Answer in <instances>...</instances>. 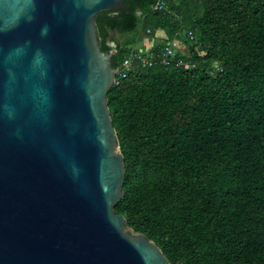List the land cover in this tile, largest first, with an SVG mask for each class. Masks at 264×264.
<instances>
[{"label":"trees","instance_id":"trees-1","mask_svg":"<svg viewBox=\"0 0 264 264\" xmlns=\"http://www.w3.org/2000/svg\"><path fill=\"white\" fill-rule=\"evenodd\" d=\"M155 1L97 17L119 70L108 94L126 170L116 214L172 264H264V0H174L182 24ZM158 31L182 44L171 66L123 73Z\"/></svg>","mask_w":264,"mask_h":264},{"label":"water","instance_id":"water-1","mask_svg":"<svg viewBox=\"0 0 264 264\" xmlns=\"http://www.w3.org/2000/svg\"><path fill=\"white\" fill-rule=\"evenodd\" d=\"M126 1L0 0V264H170L115 211L119 70L97 17Z\"/></svg>","mask_w":264,"mask_h":264},{"label":"built area","instance_id":"built-area-1","mask_svg":"<svg viewBox=\"0 0 264 264\" xmlns=\"http://www.w3.org/2000/svg\"><path fill=\"white\" fill-rule=\"evenodd\" d=\"M173 2L174 0H156L153 6V11L163 13L164 15H166L167 18H170L172 21H176L179 24H182L183 19L170 6L172 5ZM147 35H152V31H147ZM188 36L193 41L194 39L193 33L189 32ZM154 37L156 38V40H162L166 42L168 41V44L164 49V54L163 55L159 54L155 56L154 53H152L156 41L153 38V40H150L149 42L146 43V45L141 51V52L145 51L146 56L139 57V55L135 51H132L129 54V56L125 59L123 63V71H122L123 73L131 72V70L133 69V67H135L137 62H140L142 65L148 67H153V65H155L157 61H160V63L163 65L171 66V62L169 58L176 55L179 50L182 51L181 42L178 40H173L172 42H170L167 39L166 34L162 31H158ZM176 67L182 68L185 71H189L190 69L195 68V65L187 61L179 60L176 64ZM123 76L125 77V74H123ZM118 85H119V81H117V76H116V81L114 83V86H118Z\"/></svg>","mask_w":264,"mask_h":264},{"label":"crops","instance_id":"crops-1","mask_svg":"<svg viewBox=\"0 0 264 264\" xmlns=\"http://www.w3.org/2000/svg\"><path fill=\"white\" fill-rule=\"evenodd\" d=\"M149 41H150L149 39H145V40L143 41V45H142V46L144 47V46L146 45V43L149 42Z\"/></svg>","mask_w":264,"mask_h":264},{"label":"flooded vegetation","instance_id":"flooded-vegetation-1","mask_svg":"<svg viewBox=\"0 0 264 264\" xmlns=\"http://www.w3.org/2000/svg\"><path fill=\"white\" fill-rule=\"evenodd\" d=\"M161 250V249H160ZM162 251V250H161ZM162 253H163V251H162ZM164 254V253H163ZM165 255V254H164ZM166 257V256H165ZM167 258V257H166ZM168 259V258H167ZM169 260V259H168ZM170 262V261H169ZM170 264H172L171 262H170ZM179 264V263H178Z\"/></svg>","mask_w":264,"mask_h":264}]
</instances>
